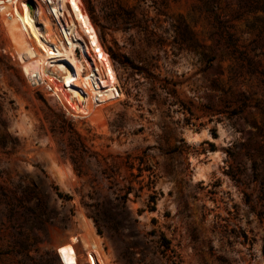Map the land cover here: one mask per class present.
Listing matches in <instances>:
<instances>
[{"label": "rangeland", "instance_id": "374dc122", "mask_svg": "<svg viewBox=\"0 0 264 264\" xmlns=\"http://www.w3.org/2000/svg\"><path fill=\"white\" fill-rule=\"evenodd\" d=\"M81 1L123 94L92 115L27 76L0 5V264H62L82 213L109 264H264V75L208 11L264 70V0Z\"/></svg>", "mask_w": 264, "mask_h": 264}, {"label": "bare ground", "instance_id": "6f19581e", "mask_svg": "<svg viewBox=\"0 0 264 264\" xmlns=\"http://www.w3.org/2000/svg\"><path fill=\"white\" fill-rule=\"evenodd\" d=\"M28 2H33L34 9ZM42 2L47 4L57 21L60 35L57 34L55 38H52L49 25L47 28L50 32H45L43 38L40 37L41 34L33 22L34 13L45 15ZM81 2V0H0V5L2 11L11 10L7 12L10 16L8 24L13 31L14 39L21 44V51L27 53L26 57L20 54L27 76L42 83L52 82L55 94L59 98L64 97L78 112L92 115L98 112L94 104L98 106L112 103L123 94L117 87L118 77L111 59L103 50L98 33L89 15L83 10ZM22 27L25 30H32L39 48H33L24 35L16 32L22 30ZM78 50L81 51V57L78 56ZM199 136L196 134L192 137L197 139ZM51 162L56 164L53 157ZM80 220L88 234L93 235L96 228L92 220L83 213L80 214ZM75 242L76 236H73L58 248L62 264H78L74 254ZM101 257L104 264L110 262L105 250H102Z\"/></svg>", "mask_w": 264, "mask_h": 264}, {"label": "built area", "instance_id": "2783aa9c", "mask_svg": "<svg viewBox=\"0 0 264 264\" xmlns=\"http://www.w3.org/2000/svg\"><path fill=\"white\" fill-rule=\"evenodd\" d=\"M100 238L101 235L97 233V230L93 235L86 232V235L80 233L76 236V242L73 245L78 264H104L101 255L102 250H105V243Z\"/></svg>", "mask_w": 264, "mask_h": 264}, {"label": "trees", "instance_id": "16d2710c", "mask_svg": "<svg viewBox=\"0 0 264 264\" xmlns=\"http://www.w3.org/2000/svg\"><path fill=\"white\" fill-rule=\"evenodd\" d=\"M261 7L262 9H264V3L261 4ZM89 11H90L93 21L97 24L98 20L94 14V8L92 5H89ZM208 11L212 13L213 24H214V27L217 29L216 32H219L221 36H223V33L226 32L227 37L225 38V43L227 47L230 49L231 53L236 58L240 59L243 65H247L248 70L250 72H253V73L259 72L264 75V70H259L257 62L247 54L246 50L240 49L238 47L237 39L235 38V36L226 30L227 26L225 24V21L222 20L217 14H215L213 10L208 9Z\"/></svg>", "mask_w": 264, "mask_h": 264}]
</instances>
